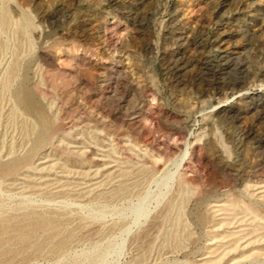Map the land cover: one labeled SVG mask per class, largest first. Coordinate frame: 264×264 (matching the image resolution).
<instances>
[{
    "label": "rangeland",
    "instance_id": "374dc122",
    "mask_svg": "<svg viewBox=\"0 0 264 264\" xmlns=\"http://www.w3.org/2000/svg\"><path fill=\"white\" fill-rule=\"evenodd\" d=\"M0 264H264V0H0Z\"/></svg>",
    "mask_w": 264,
    "mask_h": 264
},
{
    "label": "bare ground",
    "instance_id": "6f19581e",
    "mask_svg": "<svg viewBox=\"0 0 264 264\" xmlns=\"http://www.w3.org/2000/svg\"><path fill=\"white\" fill-rule=\"evenodd\" d=\"M2 20V19H1ZM25 23H26V20H25ZM25 25V24H24ZM106 30V29H105ZM259 91H256V93H258ZM257 95V94H256ZM259 95V94H258ZM261 95V94H260ZM17 99L20 101V102H22V103H25V99H24V96L22 95V94H20V95H17ZM21 103V104H22ZM222 106V105H221ZM218 108V107H217ZM223 112V111H222ZM225 113V112H224ZM185 152V151H184ZM187 153L185 152L184 154H183V156H182V158H180L181 160L180 161H182L183 160V157H185V155H186Z\"/></svg>",
    "mask_w": 264,
    "mask_h": 264
}]
</instances>
